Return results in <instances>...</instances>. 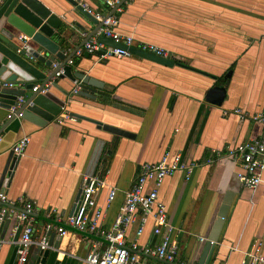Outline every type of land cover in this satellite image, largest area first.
Wrapping results in <instances>:
<instances>
[{
    "label": "crops",
    "instance_id": "crops-1",
    "mask_svg": "<svg viewBox=\"0 0 264 264\" xmlns=\"http://www.w3.org/2000/svg\"><path fill=\"white\" fill-rule=\"evenodd\" d=\"M54 1L53 10L67 33L64 54L72 59L71 72L93 82L87 87L94 98L71 94L72 82L58 77L49 92L56 98L67 97L62 110L74 119L57 123L55 116L39 127L14 116L0 130V190L10 200L32 203L37 212L35 233L41 231L46 212L60 217L71 214L92 152L102 141L92 174L103 181L95 204L102 210L100 223L106 227L140 164L156 162L166 152L198 162L187 179L177 171L157 187V201L165 207L169 229L152 234L148 217L136 235L140 224L136 215L125 232L127 244L136 239L139 245H155L167 233L176 245L175 263L199 264L204 240L227 194L230 203L206 264H240L243 253L257 244L264 256V169L261 182L245 188L235 177L237 164L226 154L229 147L257 136L261 129L260 123L241 119L231 110L252 114L264 108V0H132L122 3L119 11L99 0H83L93 12L112 14L114 30L120 34L165 49L173 60L170 66L133 54L101 59L85 52L73 55L72 50L94 31L96 21L78 12L72 0ZM35 84L39 81L34 80ZM214 84L226 89L218 105L204 98ZM63 90L70 95L65 97ZM4 114L0 107V126ZM98 124L123 129L131 136L114 135ZM24 135L28 142L3 187L10 147ZM110 188L115 194L106 204ZM8 228V222L0 228V238H6L0 244V264L14 259ZM87 238L72 230L60 237L54 234L45 264H84ZM136 264L162 262L140 256Z\"/></svg>",
    "mask_w": 264,
    "mask_h": 264
},
{
    "label": "built area",
    "instance_id": "built-area-1",
    "mask_svg": "<svg viewBox=\"0 0 264 264\" xmlns=\"http://www.w3.org/2000/svg\"><path fill=\"white\" fill-rule=\"evenodd\" d=\"M73 1L75 6H80L99 22L96 29L87 35L79 46L72 50L73 55L78 56L85 52L87 54H96L98 59L109 56L122 57L131 55L128 47H133L156 56L168 57L167 51L162 47L147 42H136L131 36L122 35L115 31L116 18L112 14L93 12L83 0ZM99 1L106 8L119 11L122 3L132 0ZM100 36L110 38L117 45H105L99 40ZM261 41L264 43V36L261 37ZM22 46L25 47L24 43ZM28 58L31 59L29 55ZM71 63L72 59L70 56L64 61L52 62L47 71V75H50L43 83L40 92L46 91L50 87L51 82L62 74L63 66ZM1 86L13 88L15 85L11 82H2ZM37 86L38 84L33 85L32 90H35ZM78 89L79 81H74L70 93L75 94ZM23 102L24 99L22 97H17L15 103L9 105L5 118L14 117L17 107ZM231 112L238 115L241 119L246 118L261 124V129L257 136L241 141L229 147L226 151V154L238 166L235 177L239 184L245 188H254L261 182L264 169V108L252 114H248L240 108H233ZM72 119H74V116L68 110L63 109L58 113L56 122L62 123L65 120ZM27 142V135L20 137L10 147V152L19 155ZM214 152L218 153L217 151ZM205 161L208 163L211 158ZM197 165L198 162H186L181 159L179 154L170 155L167 152L163 153L156 162L140 164L134 180L129 188L124 191L122 201L108 227L101 225L102 210L95 204V196L103 185V181L97 175H84L81 178L79 197L70 215L60 217L54 212H46L44 215L46 221L38 234L35 233L33 225L37 212L32 203L21 198L14 201L10 200L7 194L0 190V223L3 220L9 223L7 236H10V242L14 245V259L10 264H27L28 257L33 249L38 252L53 248L51 244H48L50 232H54L60 237L67 233L68 230L88 236L89 247L82 257L84 264H136L140 256L154 258L162 262V264H177L175 263L176 245L167 233L162 234V237L155 245H139L136 239L127 244L124 236L136 215L139 216L140 220V224L135 231L136 235L140 233L141 226L148 217L152 219V234H159L163 228L169 229L166 222L165 207L163 203L157 201V187L164 177L170 176L177 171L182 172L184 178L187 179L192 169ZM147 183H150L151 186L147 187ZM114 194L115 189L110 188L107 192L106 204L113 199ZM5 239L0 238V244L6 241ZM199 239L202 240L203 238L200 237ZM258 247L257 244L251 250L244 252L240 264L263 263L264 256L260 254Z\"/></svg>",
    "mask_w": 264,
    "mask_h": 264
},
{
    "label": "water",
    "instance_id": "water-1",
    "mask_svg": "<svg viewBox=\"0 0 264 264\" xmlns=\"http://www.w3.org/2000/svg\"><path fill=\"white\" fill-rule=\"evenodd\" d=\"M49 1L50 4L40 0H0V107L5 110V118L9 105L14 104L17 97H22L24 102L17 107L15 116L19 114L18 117L20 119L30 121L39 127H43L58 115L65 104L66 96L70 95L67 94V91L63 90L61 92L66 97L65 99L53 96L49 92V88L51 86L56 87L55 81L51 82L50 87L46 91L40 92L43 83L50 75H47V71L51 63L54 61H64L69 57L64 54L66 47L64 41L67 33L61 28L62 21L60 15L53 10L56 1ZM70 2L75 5L73 0ZM76 8L86 18L90 20L93 18L92 15L80 6H76ZM98 25L99 22L96 21V27ZM99 40L109 42L112 46L117 45L110 38L100 36ZM23 43L25 47L22 46ZM128 50L133 55L152 59L163 65L170 66L173 64V60L169 57L156 56L133 47H128ZM39 51H41V54ZM28 55L31 59L28 58ZM40 63L43 65V68L38 65ZM63 76L72 82V86L75 78L79 80V89L75 95L94 98L93 92L87 87V84L93 83L88 77L78 72H71L69 65L63 66V72L59 77ZM34 80H38L39 84L35 90H32ZM2 82H11L15 86L13 88L2 87ZM20 84L22 86L17 87ZM28 90L31 91L30 94L26 93ZM225 90L223 85L214 84L206 89L204 98L208 102L218 105L225 95ZM77 117L81 116L77 115ZM12 118H5L2 124L3 126H0V130ZM98 125L102 130L114 135L131 136L130 132L123 129L108 124ZM102 144V141L97 142L90 157L85 175L90 176L93 173L102 149ZM18 157V155L12 154L6 163L4 169L6 180L3 182V187L10 178ZM78 197L79 191L75 195L71 213L74 210ZM229 203V195L225 194L221 199L216 212V218L212 222L209 234L204 240L198 260L199 264H206L213 250ZM6 223L7 221L3 220L0 223V228L6 226ZM53 235L54 232L49 233L48 244L52 245ZM47 257L48 250L38 251L32 259L31 264H45Z\"/></svg>",
    "mask_w": 264,
    "mask_h": 264
},
{
    "label": "trees",
    "instance_id": "trees-1",
    "mask_svg": "<svg viewBox=\"0 0 264 264\" xmlns=\"http://www.w3.org/2000/svg\"><path fill=\"white\" fill-rule=\"evenodd\" d=\"M32 253H33V254H32ZM32 253H30V255H31L32 257H31L30 255H29V257H31V258L33 259L34 256H35V254H36L35 250H34V252H32ZM32 259H28L27 263H30V264H31Z\"/></svg>",
    "mask_w": 264,
    "mask_h": 264
},
{
    "label": "flooded vegetation",
    "instance_id": "flooded-vegetation-1",
    "mask_svg": "<svg viewBox=\"0 0 264 264\" xmlns=\"http://www.w3.org/2000/svg\"><path fill=\"white\" fill-rule=\"evenodd\" d=\"M28 264V263H27Z\"/></svg>",
    "mask_w": 264,
    "mask_h": 264
}]
</instances>
